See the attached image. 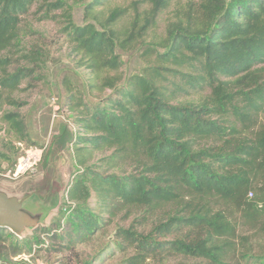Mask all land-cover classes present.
Listing matches in <instances>:
<instances>
[{"label": "trees", "instance_id": "16d2710c", "mask_svg": "<svg viewBox=\"0 0 264 264\" xmlns=\"http://www.w3.org/2000/svg\"><path fill=\"white\" fill-rule=\"evenodd\" d=\"M33 13L61 25L103 96H70L71 206L26 240L0 228V264H27L15 258L55 228L59 241L89 236L106 215L136 216L116 232L132 251L124 264H264V0H0V133L20 141L30 140L27 102L15 93L43 63L22 46ZM135 50L145 66L126 76L122 52Z\"/></svg>", "mask_w": 264, "mask_h": 264}, {"label": "rangeland", "instance_id": "374dc122", "mask_svg": "<svg viewBox=\"0 0 264 264\" xmlns=\"http://www.w3.org/2000/svg\"><path fill=\"white\" fill-rule=\"evenodd\" d=\"M130 1L114 0V3L123 5ZM175 7L172 5L160 18L158 31L162 34ZM84 10L85 4L75 6L73 15L77 24L85 23ZM39 16L33 13L27 17L25 28H31L33 33L24 31L21 41L22 46H33L43 51L42 68L34 77L24 81V90L15 93L17 98L27 102L20 111L24 115L30 140L20 141L4 131L0 133V152L11 158L9 161L0 159V191L18 198L28 197L24 209L41 221L39 228L26 229L20 235L21 240L33 237L34 232H41L42 228L51 227L54 220L60 217L62 208L71 206L64 200H67L66 192L79 172V166L71 142L75 125L69 107L70 96L82 95L85 101L91 103L103 96L89 89L92 72L78 66L77 56L71 51L70 41L62 32L61 25L53 20L39 21ZM122 56V70L126 76L138 73L145 66L140 50L122 52ZM31 147L43 149L37 170L14 175L13 168L19 158ZM90 205L98 208L96 197L90 199ZM105 218L103 227L89 236L75 237L61 227L58 231L66 232V239L59 241L56 235L52 237L57 230L55 228L50 233L51 237L44 234V244L35 245L33 254L24 253L15 260H24L27 264H124L132 251L119 248L116 232L119 227H128L136 216L125 218L122 215L110 219L106 215ZM4 231L9 236L13 233ZM194 262L190 261V264ZM149 264L183 263L180 258H170L168 262L152 261Z\"/></svg>", "mask_w": 264, "mask_h": 264}, {"label": "water", "instance_id": "95a60500", "mask_svg": "<svg viewBox=\"0 0 264 264\" xmlns=\"http://www.w3.org/2000/svg\"><path fill=\"white\" fill-rule=\"evenodd\" d=\"M28 197L18 198L0 191V228L20 236L26 229H37L40 218L24 209Z\"/></svg>", "mask_w": 264, "mask_h": 264}, {"label": "built area", "instance_id": "2783aa9c", "mask_svg": "<svg viewBox=\"0 0 264 264\" xmlns=\"http://www.w3.org/2000/svg\"><path fill=\"white\" fill-rule=\"evenodd\" d=\"M43 149L37 147H31L25 151L15 167L13 168L14 175H20L24 173H34L37 170V166L42 159Z\"/></svg>", "mask_w": 264, "mask_h": 264}]
</instances>
